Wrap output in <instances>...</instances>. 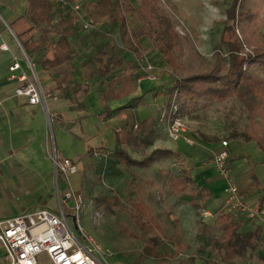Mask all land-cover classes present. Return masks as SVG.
<instances>
[{
	"label": "crops",
	"instance_id": "1",
	"mask_svg": "<svg viewBox=\"0 0 264 264\" xmlns=\"http://www.w3.org/2000/svg\"><path fill=\"white\" fill-rule=\"evenodd\" d=\"M27 6L28 0H0V46L6 43L10 49H0V220L40 210L53 213L58 211L59 199H66L69 185L63 177L57 176L51 151L57 153L59 160L69 159L77 166L78 172L72 175L78 176L77 187L73 184L75 178L70 183L74 191L80 193L86 185L85 177L80 179L79 174H87V164L97 161L101 171L108 170L109 165H104L103 159L108 156L113 159L110 160L112 164L116 161L114 151L108 147L109 142H114L117 147L118 138L122 137L119 133L123 134L133 125L149 119L153 120L155 138L153 145L146 148L153 149L152 151H171L173 155L161 157L158 161L169 162L174 170L177 166L190 170L195 183L210 191L209 203L223 205L228 183L216 170L212 158L214 153L223 149L221 144L224 140L220 142L217 136L207 134L210 130L188 120L186 121L189 127L186 130L189 131L186 135L194 141V145H189L184 140L175 142L169 138L166 122L164 124L158 120L153 104L155 101L152 103L155 98L152 96V90L157 87L159 91L162 89L159 85H167L168 79L165 77H162L163 82L158 79L156 82L143 81L139 84L138 79L143 72L136 75L132 69H128L129 63L124 62L126 74L139 77L136 90L123 99L104 102L106 86L111 79L99 78L97 66L95 78L90 82L91 86L86 89L82 87L83 83L89 85L86 81L82 82L80 77L87 69L86 66L81 67V64L86 63L83 55L73 59L70 66L73 71L75 67L77 69V72H73V83L58 91L53 90V72L45 71L29 59L46 92L47 107L31 105L27 97L16 95L15 91L20 83L9 80V67L14 58L20 60L29 75L31 71L24 55L25 50L9 24L24 15ZM34 34L37 32L29 37ZM56 35L59 38V35ZM57 40L50 42L56 43ZM142 47L146 50L144 57L146 54L158 53L148 40L142 42ZM72 49L75 53L73 46ZM52 54L53 51L49 52L48 56L52 57ZM76 56L75 53L74 57ZM98 79H101L100 83ZM102 83L105 89L100 88ZM171 86L172 83L168 84L161 97H158V104L165 111L168 109ZM139 97H143L141 103H134L133 99ZM119 116L124 117V122L127 123L123 128L109 124L117 123L116 118ZM88 118H95L99 124L94 123L88 127ZM228 138L229 140H225L228 142L227 150L230 153L231 181L238 187L245 201L251 206H256L264 197V152L259 150L253 141L245 142L242 138H236L235 134ZM133 151L137 150L128 149L132 158ZM86 156H89L88 161ZM167 169L169 168H164ZM227 217L238 226L239 234L253 236V247L247 250L244 258L234 264H264V219L252 221L237 212L228 213ZM257 232H261V235L255 236ZM4 256V249L0 244V264H4ZM214 263L222 264L220 259L212 261L210 257L205 261V264Z\"/></svg>",
	"mask_w": 264,
	"mask_h": 264
},
{
	"label": "trees",
	"instance_id": "2",
	"mask_svg": "<svg viewBox=\"0 0 264 264\" xmlns=\"http://www.w3.org/2000/svg\"><path fill=\"white\" fill-rule=\"evenodd\" d=\"M84 1L82 7L88 18L94 24H98L102 19H108L115 24L120 42L136 60L139 61L146 53L142 42L144 40L151 42L152 47L157 50L173 73L168 108L171 107L174 97L184 109L198 105L201 100H204L207 106L215 102L238 101L244 104L250 118L245 131L235 134V137L242 138L245 142H255L258 149L264 152V78L251 71L254 67L264 69V43L263 48L256 53L240 56L239 38L233 27L225 23L220 43L215 48L214 64L208 71L192 73L189 69V59L191 56H199V53L190 38H184L176 31V24L162 5V0ZM237 1L235 0L228 11L227 20L235 18L248 20V37L258 35L264 42V35L260 32V25L255 15L245 11L236 14ZM57 10L62 12L61 8L51 0H28L24 15L9 24L31 62L45 71L53 72L54 91L63 90L73 83L74 71L70 66L75 53L72 49L71 37L79 22L78 17L69 10L68 16L66 15V18L61 16L56 23ZM129 16L137 19L140 25L137 30L129 28ZM35 32L39 34L38 41H33V36L29 37ZM53 33L59 35L56 43L50 42L49 39ZM51 51L53 54L49 57L48 53ZM92 60L93 64L98 66L99 78L111 79L106 86L104 102L123 99L136 90V81L139 77L127 75L125 68L119 73L124 67L122 58L115 59L109 56L106 49L101 47ZM85 65L88 67V63ZM142 98H134L133 102L138 104ZM154 138L152 119L133 125L118 139L117 147L113 152L116 161L113 162L131 172L134 167L148 168L161 157L173 155L169 150L156 149L142 160H135L130 156L128 149L139 151L152 146ZM132 176L134 181L141 183L152 193L162 196L156 204L152 198L145 196H139L132 199L129 204H125L123 210L128 215L129 221L118 222L119 233L131 242L144 244L146 254L157 260L156 264H167L169 259L159 251L161 242L170 234V239L182 249L181 240L184 231L181 220L173 219V212L164 206L167 204L164 190L169 197H189L191 201H201L204 204L211 198V193L206 187H199L192 172L184 167L180 170H161L152 178H145L134 172ZM256 184L260 185L259 182ZM261 204L264 205V197ZM216 223L223 225L222 235L221 238H212L209 247L219 254L221 263L234 264L244 258L247 250L253 247V236L239 234L238 226L226 215L220 216ZM259 235L261 232L255 234V236ZM174 264L198 263L196 258H190L179 260Z\"/></svg>",
	"mask_w": 264,
	"mask_h": 264
},
{
	"label": "rangeland",
	"instance_id": "3",
	"mask_svg": "<svg viewBox=\"0 0 264 264\" xmlns=\"http://www.w3.org/2000/svg\"><path fill=\"white\" fill-rule=\"evenodd\" d=\"M74 1L82 6L85 2L84 0ZM96 1L88 0V2ZM234 3L235 0H162V5L168 10L176 24V31L184 38H190L199 53V56H191V59H189L190 72L208 71L212 67L214 64L215 48L220 43L222 28H224L225 23L233 27L239 38L241 43L240 56L252 55L263 48V39L258 35H252V38L248 37V20L238 18L227 20V13ZM236 8V14L240 11L253 13L260 25V32L264 35V0H238ZM61 10L62 12L56 11V23L59 22L61 16L65 18L66 15L68 16L69 10L67 8H61ZM128 26L131 30H137L140 25L134 16H129ZM94 27L92 30H85L78 22L75 27V33L71 37V44L77 54L74 59L79 55H83L82 57L86 58L85 62L88 63L86 71L80 77H82V82L86 81L85 83H89V85L83 83L82 87L85 89L90 87V82L95 78L97 66L93 64L92 57L101 47L106 49L109 56L115 59L122 58L125 64L129 63L128 69H132L136 75H140L142 71L138 60L120 42L117 26L112 24L108 19H102L98 24H94ZM38 38V33L34 34L33 41H38ZM57 39L58 36L56 34L50 36V40L53 42ZM223 53L225 52L223 51ZM143 58L148 59L157 67L156 74H158L157 77L160 82H163L162 77H165V79H168L167 85L172 83V70L163 62L158 53L154 55L146 54ZM81 65V67L86 66L85 64ZM74 70V72H77L76 67ZM122 70H124V67L120 69L119 73ZM251 71L264 77V69L254 67ZM100 80L98 79L99 83ZM167 85H159L158 87L162 88L159 91H157V87L152 90V96L155 97L152 103L155 101L153 104H155L156 117L163 123L166 122L163 117L165 110L162 106H159L158 97H161V94L164 92L163 89ZM102 87L105 89L103 83L100 88ZM176 103L178 104V102ZM180 109L181 115L179 116V120L183 122L185 128L189 127V123L186 121L188 120L192 124H197L204 129L210 130L207 134L217 136L220 142L225 139L229 140L228 137L233 134L243 133L249 124L250 115L248 110L244 104L234 100L226 103L215 102L210 106L205 105L204 100H201L198 102V105L192 108L184 109L180 106ZM116 119L117 123L110 122L109 124H113L118 128H123L127 124L124 122V117L119 116ZM94 123L99 124L95 118H88L86 121L88 127ZM119 134L122 135V133ZM109 144V149L114 151L116 148L115 143L109 142ZM152 150L145 147L142 150L131 152V155L137 160H142ZM50 153L51 158L55 156L58 158L55 151H51ZM88 160L89 156H86V161ZM103 160L105 162L104 165H109L108 170H102V172L100 165L96 161L87 164V174L85 176L82 173L79 174L80 179L85 177L84 181L86 185V188L82 192H78L84 198L81 213L83 228L97 240L103 251L109 255L111 264H156L157 260L146 254L144 244L131 242L119 233L118 222L129 221L123 207L125 204H129L132 199L145 196L149 199L152 198L156 204L159 201V197L162 196L158 193H152L141 183L134 181L132 172L140 174L145 178H152L159 171L164 170V168L174 170V167L170 166L169 162L158 161L148 168L134 167L130 172L125 167L119 166L118 163L112 164L110 160L113 159H110L108 156ZM180 168L177 166L176 169L180 170ZM59 176L63 177L61 174ZM77 178L78 176H70L69 178L71 183L73 179L75 180L73 182L75 187H77ZM164 194L167 196L165 208L173 212V219L181 220L184 231L181 240L182 249H179L175 241L170 239V234L161 242L159 251L169 259L167 264H174L179 260H188L190 258H196L199 264H205L208 257L212 261L215 259L219 260V254L209 247V242L212 238H221L223 225L217 224L216 221L222 215L205 219L203 212L211 211L214 215H217L223 208V205L210 204L209 201L205 204L201 201H191L189 197H169L165 190ZM158 208L160 209L159 206ZM224 215L227 216L228 214ZM67 216L70 226L78 234L73 214L68 213Z\"/></svg>",
	"mask_w": 264,
	"mask_h": 264
},
{
	"label": "built area",
	"instance_id": "4",
	"mask_svg": "<svg viewBox=\"0 0 264 264\" xmlns=\"http://www.w3.org/2000/svg\"><path fill=\"white\" fill-rule=\"evenodd\" d=\"M61 8H67L78 17L80 25L85 30L94 29L93 22L85 14L81 4L74 0H51ZM2 51H9L6 43L1 44ZM28 62L29 75L23 68L20 60L14 58L9 67V80L19 82L16 89L17 96L27 97L31 105L47 107L46 95L37 78L33 65L24 52ZM143 72L138 83L143 81L156 82L158 80L154 66L148 59L138 61ZM174 97L171 107L164 113L169 138L175 142L186 141L194 145L187 130L179 120V107ZM223 149L213 154L212 163L216 170L227 181L226 198L221 211L214 215L211 211H204L203 217L209 219L231 212L243 214L252 221L264 219V205L250 206L245 201L238 187L231 181L230 153L227 150L228 142H222ZM57 176L61 174L68 182L69 189L66 199H59V209L56 213L49 210H40L34 213L19 215L7 220H0V244L4 249V264H111L109 255L101 248L97 240L82 226L81 213L84 205L82 194L74 191L70 176L78 172L76 165L69 159L59 160L52 158ZM71 205L69 206V203ZM73 214L78 234L70 226L67 214Z\"/></svg>",
	"mask_w": 264,
	"mask_h": 264
}]
</instances>
